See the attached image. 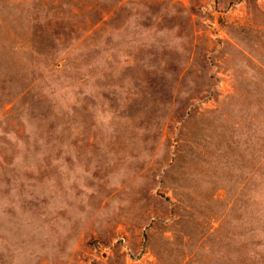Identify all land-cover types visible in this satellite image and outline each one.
I'll return each mask as SVG.
<instances>
[{
    "label": "rangeland",
    "instance_id": "rangeland-1",
    "mask_svg": "<svg viewBox=\"0 0 264 264\" xmlns=\"http://www.w3.org/2000/svg\"><path fill=\"white\" fill-rule=\"evenodd\" d=\"M0 264H264V0H0Z\"/></svg>",
    "mask_w": 264,
    "mask_h": 264
}]
</instances>
